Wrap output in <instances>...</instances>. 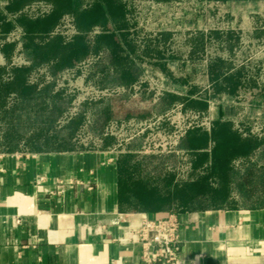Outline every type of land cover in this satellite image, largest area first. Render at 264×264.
<instances>
[{"label":"rangeland","instance_id":"rangeland-1","mask_svg":"<svg viewBox=\"0 0 264 264\" xmlns=\"http://www.w3.org/2000/svg\"><path fill=\"white\" fill-rule=\"evenodd\" d=\"M13 1L0 0L1 152H111L127 209H181L204 181L209 191L189 210L264 205V0H119L122 18L85 30L63 7L46 31L32 33L20 19L52 17L57 0ZM113 29L117 45L98 42ZM78 35L89 50L70 66L30 50ZM20 67L29 89L5 90ZM216 120L255 143L230 157L226 177L212 168ZM205 132L204 147L190 148V136ZM215 188L224 201L212 200Z\"/></svg>","mask_w":264,"mask_h":264},{"label":"crops","instance_id":"crops-1","mask_svg":"<svg viewBox=\"0 0 264 264\" xmlns=\"http://www.w3.org/2000/svg\"><path fill=\"white\" fill-rule=\"evenodd\" d=\"M119 168L105 150L0 151V264H167L145 261L135 230L170 215L175 264H264V205L127 209Z\"/></svg>","mask_w":264,"mask_h":264},{"label":"trees","instance_id":"trees-1","mask_svg":"<svg viewBox=\"0 0 264 264\" xmlns=\"http://www.w3.org/2000/svg\"><path fill=\"white\" fill-rule=\"evenodd\" d=\"M20 0H14V4H18ZM58 10L54 12L52 17L48 19L31 21L25 18H21L20 22L25 25L29 33L35 32L37 30L46 31L49 26L58 18L61 8H73V11L76 14L77 25L81 30L88 29L94 25H106L111 19L118 20L124 15V7L119 0H100L97 1L90 8H82L79 6V0H57ZM61 11V10H60ZM30 41L33 40V36L29 37ZM98 42L101 43L104 40L106 42H112L117 45V33L116 31L110 30L102 33L97 38ZM31 46V43L28 44V47ZM32 52L39 59L53 58L57 60L58 65H72L80 56L86 54L89 50L87 39L84 35L76 36L73 41L69 43H63L61 37L54 36L48 38L45 43H34ZM27 68L20 67L15 70L16 79L11 83H7L5 90H9L11 85L20 87V92H25L29 87L25 83L24 74ZM212 136L216 140L214 151L212 153V163L214 171H221L224 174V177L227 176L229 171V161L230 157L236 153H246L255 143L251 139H242L235 131L232 130L228 122H221L216 120L214 127L212 129ZM209 134L198 133L196 135L190 136V148L199 149L203 148L207 143ZM200 152L198 155L201 160H204L207 156L204 151ZM120 167V164H119ZM120 172V168H119ZM121 178V177H120ZM197 184L193 185L191 190V196L183 200L180 204L181 209H190L191 204L193 203V198L199 194H206L209 187V183L204 181L200 186ZM199 187V188H198ZM209 191V189H208ZM124 190L121 189V179H120V201L122 203V195ZM212 200L214 202L218 199L224 201L227 198V193L224 192L222 188L213 189ZM161 199V198H160ZM193 200V201H191ZM213 207H222L218 205H212ZM224 207V206H223ZM211 208L210 206H205L201 209ZM150 211H158L151 209ZM149 212V211H148Z\"/></svg>","mask_w":264,"mask_h":264},{"label":"built area","instance_id":"built-area-1","mask_svg":"<svg viewBox=\"0 0 264 264\" xmlns=\"http://www.w3.org/2000/svg\"><path fill=\"white\" fill-rule=\"evenodd\" d=\"M135 233L145 261L176 263L180 250L179 224L172 215L165 218L144 216Z\"/></svg>","mask_w":264,"mask_h":264}]
</instances>
